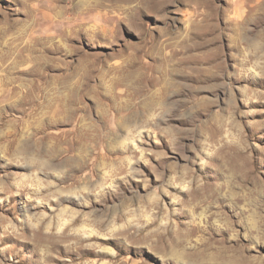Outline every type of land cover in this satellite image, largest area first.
Returning <instances> with one entry per match:
<instances>
[{
	"label": "rangeland",
	"instance_id": "rangeland-1",
	"mask_svg": "<svg viewBox=\"0 0 264 264\" xmlns=\"http://www.w3.org/2000/svg\"><path fill=\"white\" fill-rule=\"evenodd\" d=\"M93 1L0 0V264H264V0Z\"/></svg>",
	"mask_w": 264,
	"mask_h": 264
},
{
	"label": "bare ground",
	"instance_id": "bare-ground-1",
	"mask_svg": "<svg viewBox=\"0 0 264 264\" xmlns=\"http://www.w3.org/2000/svg\"><path fill=\"white\" fill-rule=\"evenodd\" d=\"M114 1V0H113ZM139 1V0H138ZM201 1V0H200ZM77 2V1H76ZM87 2V1H86ZM88 2H94L93 0H88ZM101 2V1H100ZM111 2V1H110ZM128 2V1H127ZM136 2V1H135ZM134 2V3H135ZM140 2V1H139ZM69 3V2H68ZM97 3H99V2H97ZM144 3V2H143ZM72 4V3H71ZM89 4V3H88ZM93 4V3H92ZM112 4H114V3H112ZM75 5H77V4H75ZM101 5V4H100ZM160 5V4H159ZM158 5V6H159ZM97 6V5H96ZM141 6H142V4H141ZM145 6V5H144ZM56 7V6H55ZM77 7V6H76ZM81 7V6H80ZM99 7V6H98ZM133 7V6H132ZM161 7V6H160ZM57 8V7H56ZM149 8V7H148ZM147 8V9H148ZM158 8V7H157ZM85 9V8H84ZM87 10H88V8H86ZM125 9V8H124ZM156 9V8H155ZM55 10V9H54ZM90 10V9H89ZM53 11V10H52ZM56 12H57V10H56ZM50 13V12H49ZM55 13V12H54ZM51 14V13H50ZM52 21H53V19H52ZM59 21V20H58ZM56 22H57V20H56ZM61 24V23H60ZM22 55V54H21ZM20 55V56H21ZM25 55V54H24ZM19 56V57H20ZM32 57V56H31ZM21 58V57H20ZM23 59V58H22ZM17 62V61H16ZM20 62V61H19ZM23 62V61H22ZM15 64V63H14ZM19 64V63H18ZM23 65V64H22ZM18 67V66H17ZM11 68V67H10ZM13 68V67H12ZM42 77V76H41ZM45 77H42V79H44ZM47 81V80H46ZM30 90V89H29ZM26 91H28V89L26 90ZM34 92H35V90H34ZM37 93V92H36ZM40 93V92H39ZM34 95V94H33ZM33 97V96H32ZM39 97V96H38ZM44 97V96H43ZM32 99V98H31ZM35 101V100H34ZM31 103H33L32 101H30ZM31 103H29V104H31ZM45 103V102H44ZM27 105L29 108H31V110H37L36 108H33L32 106H30V105ZM34 104V103H33ZM38 104V103H37ZM43 105H46V104H43ZM64 105V104H63ZM37 106V105H36ZM43 108H45V107H43ZM42 108V109H43ZM46 108H50V106H48V107H46ZM51 110H53V111H56V112H64V111H66L67 109H69V108H67V107H58V106H54L53 108H50ZM73 109V108H72ZM25 110V109H24ZM39 110V109H38ZM41 110V109H40ZM42 111V110H41ZM40 111V112H41ZM34 112V111H33ZM46 112H48L47 110H46ZM51 112V111H50ZM45 113V112H44ZM85 113V112H84ZM40 114V113H39ZM74 118V117H73ZM76 126V125H75ZM179 236V235H178ZM175 237V236H174ZM182 237V236H181ZM178 238V237H177ZM184 238V237H183ZM179 239H180V237H179ZM209 239V238H208ZM176 240V239H175ZM183 240V239H182ZM199 240H201V239H199ZM177 241H178V239H177ZM180 241V240H179ZM206 241V240H205ZM165 242V241H164ZM178 243V242H177ZM176 243V244H177ZM168 244V243H167ZM175 244V245H176ZM184 244V243H183ZM201 244V243H200ZM169 245V244H168ZM179 245V244H178ZM182 245V244H181ZM198 245V244H197ZM211 245V244H210ZM184 246V245H183ZM207 246V245H206ZM179 247H180V245H179ZM186 247V246H185ZM173 248V247H172ZM187 248V247H186ZM180 249V248H179ZM183 249H185L184 247H183ZM182 250V249H181ZM185 250H187V249H185ZM191 250H193V249H191ZM195 250H197V249H195ZM203 250V249H202ZM206 250V249H205ZM189 251V250H188ZM172 252V251H171ZM173 252H175V248H174V250H173ZM192 252V251H191ZM198 252H199V250H198ZM177 253V252H176ZM179 254V253H178ZM188 254V253H187ZM195 254V253H194ZM174 255V254H173ZM176 255V254H175ZM197 255V254H196ZM177 256V255H176ZM192 256V255H191ZM187 258V257H186ZM198 258H199V256H198ZM200 259H202L201 257H200ZM200 259H198V260H200ZM181 260V259H180ZM192 262V261H191ZM192 263H194V262H192ZM196 264H198V263H196Z\"/></svg>",
	"mask_w": 264,
	"mask_h": 264
}]
</instances>
